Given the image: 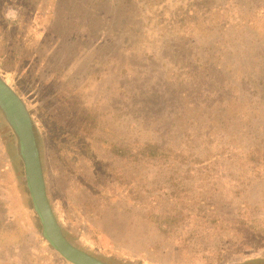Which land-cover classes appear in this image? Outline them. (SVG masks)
I'll return each instance as SVG.
<instances>
[{
  "label": "rangeland",
  "instance_id": "rangeland-1",
  "mask_svg": "<svg viewBox=\"0 0 264 264\" xmlns=\"http://www.w3.org/2000/svg\"><path fill=\"white\" fill-rule=\"evenodd\" d=\"M29 1L34 9L42 8L34 22L45 33H35L20 54L26 57L33 50L35 57L10 65L0 58V64L16 72L3 76L44 135L40 165L45 192L65 238L105 264H204L214 257H220L219 264H238L264 257V174L255 172L264 161L255 164L244 157L257 144L264 148V0L225 2L229 26L225 34L214 31L212 37L232 44L225 56L231 67L216 70L211 78L220 84L225 83L222 76H231L224 95L233 99L214 110L199 105L192 111L184 97L200 89L180 85L185 78L172 62L183 63L186 57L161 52L173 40L171 33L181 38L175 33L182 24L170 29L166 21L184 9V0ZM159 8L165 22L156 17ZM20 9L8 4L3 12L18 19ZM215 14L211 24L220 20ZM194 38L206 40L198 32ZM135 39L141 47L137 52L122 51ZM243 76L250 82L244 83ZM239 95L241 101L235 100ZM79 121L88 129L93 157L85 149L88 139H77L86 133ZM8 124L0 112V264H68L57 261L38 238L24 209L12 160L20 146ZM50 124H66L64 133L56 125L50 130ZM203 126L210 127V142L187 137ZM148 141L171 150L149 157L140 150ZM109 143L124 145L125 154L111 153ZM231 146L235 155L223 157L225 166L219 170L190 164L187 156L207 150L228 153ZM203 195L224 205L202 208Z\"/></svg>",
  "mask_w": 264,
  "mask_h": 264
},
{
  "label": "trees",
  "instance_id": "trees-1",
  "mask_svg": "<svg viewBox=\"0 0 264 264\" xmlns=\"http://www.w3.org/2000/svg\"><path fill=\"white\" fill-rule=\"evenodd\" d=\"M228 0H223L221 4H215V0H184L183 8L184 9H176L172 16L168 17V20L166 21V25L170 26V29L174 27L177 23L182 24V28L178 33H175V35L180 34L181 38L177 39L175 38L174 34H172L171 42L166 41L163 49L161 52H163L165 55L171 54L172 56H183L186 57V61L183 63H179L178 61H172L174 62V65L178 67V69H181L180 76L183 75L185 78L184 80H180V85L188 86V85H194L197 86L200 89V93L197 92V95H185L184 102L186 103L185 106L189 108L190 111H192L193 108L199 107L201 105L203 109L205 110H214L216 107V104H222L227 105L230 103V101L233 99L231 96L225 97V92L228 87L232 85V77L226 76V79L224 76L222 78L224 79L225 83L217 84L214 79L211 78L212 73L220 70L223 71H229L231 64L226 59V55L229 54L228 50H230L232 44L227 43V38L224 40V44L214 40V37H212V32L217 31L220 32L221 35L225 34V31L227 30L229 26L228 21V6L225 4V2ZM8 4H12L14 6L20 7V16L18 19H9L4 15V7ZM32 6H35L34 3H31L29 0H0V35H2V38L0 39V58L3 61L9 62L10 64H13V62L16 63V61H21L22 58L29 61L32 60L35 57V51L31 50L28 54L26 53V57H23L22 54H20V49L22 46L28 45V43L34 39L35 33L39 34V36H44V33L42 30H40V27L36 28V23L34 20L36 18H39L42 14V8L37 9L33 8ZM162 9L159 8V10L156 11V17L159 19L161 18L164 20L162 15ZM216 13V14H215ZM215 14V17H220V20L217 21L215 24H211V17ZM230 17V14H229ZM188 20V21H187ZM162 22H165L162 21ZM241 22L239 21L238 25H240ZM213 29V31H212ZM201 33L203 35V38L206 37V40L203 41H197L195 39V33ZM206 34V35H204ZM207 37H211L209 40ZM38 40V39H37ZM35 43V42H34ZM215 46H218V50L216 51ZM5 48V50H3ZM19 48V49H18ZM138 48V42L137 40H133L129 42L126 46L122 47V51L124 50H135L137 52ZM141 48V47H140ZM138 48V49H140ZM218 52V53H217ZM18 53V55L16 54ZM192 55L191 57H187L189 55ZM220 58V60H218ZM223 58V59H222ZM169 62V61H168ZM179 63V66L177 65ZM4 63L0 64V91L3 94V96L7 97L10 96L9 101L12 103L15 101L16 107H18V111L23 114L26 119L28 120V123L31 126V130L33 133V138L37 147L38 156L40 160V164L42 162V140L44 135H39V130L36 127V124L34 121L29 117V112L27 108L25 107V103L22 101V99L15 93V91L11 88L10 83L6 81L5 77L3 76L4 73H9L10 75L16 74V72L9 68L8 71L3 70L2 67ZM17 64V63H16ZM192 66V67H191ZM193 69H191V68ZM238 67H235V71ZM229 69V70H228ZM196 75L198 77L196 78ZM182 77V76H181ZM182 77V78H183ZM199 77H202L201 79ZM231 80V81H230ZM241 80H244V83H249L250 81L245 80L244 76L241 78ZM183 82V84H182ZM216 84V85H215ZM249 85V84H248ZM216 86V89L214 88ZM241 92L242 89L238 86L236 92ZM239 94V93H238ZM237 94V95H238ZM239 96L235 97V100L241 101ZM186 98V99H185ZM52 99L56 100V97L53 95ZM203 103V104H201ZM13 104V103H12ZM1 112V109H0ZM2 113V112H1ZM185 117L190 120L191 118L187 116L188 111H183ZM3 116V114H2ZM4 118V116H3ZM5 120V118H4ZM6 121V120H5ZM8 124V122L6 121ZM9 125V124H8ZM57 126L60 128V133H64L65 131V125L62 124H50L49 128L50 130L54 128V126ZM78 125L81 127V125L84 127L82 131L86 130V133L78 135L77 139L79 141H84L88 139V144H86L85 149L86 152L93 157V149H91V144L89 141V135H88V129H85L86 126L82 121L78 122ZM87 126H90L91 123H87ZM203 125V123H202ZM229 125H231V122H229ZM81 130V129H80ZM210 127L209 126H203L202 129H199V132L195 134H192L189 132L187 137L189 138L191 135L195 136H202L203 138H209L210 137ZM12 135L15 138V141H17V137L14 133V130L12 132ZM50 142L51 145H53L52 141L53 137L50 135ZM74 139V138H73ZM212 138L207 139V142H210ZM264 139V138H263ZM260 144H257V147H253L249 152L244 153V157L247 158L248 162L255 161V164H259V160L264 161V155L259 153V151L263 152L264 148L258 147ZM109 150L113 154H118L119 156H123L127 150V148L122 144H115V143H109ZM171 147H168L167 145H164L163 143L160 144L157 141H153L150 143L148 141L145 143V145L140 146V150L147 151L142 152L143 154H146L149 157H155L157 155H164L165 150H171ZM230 152H212L211 150H207L205 153H191L188 156L190 158V164H196L199 165L201 168H213L214 170H219L221 168V165L225 166L224 158L228 156L227 158H232L233 151L235 150L234 147H230ZM180 151H183V148H180ZM178 153V152H177ZM181 153V152H179ZM183 153H181L182 155ZM243 155V154H242ZM183 156V155H182ZM19 159L20 162L19 163ZM251 159V160H250ZM12 160L14 164H16L18 171V180L19 185L21 188V193L24 197L25 202H23L24 209L28 213V215L31 217V219L35 222L36 228H37V236L40 240L47 243L48 248L57 255V261L58 259L68 263L72 264L66 259H64L46 240V238L42 234L41 230V222L39 220V217L37 215V212L35 211L33 204L31 202V199L29 197V193L27 191L25 179H24V172H23V165H22V159L20 152L18 151V146L16 149V157H12ZM242 162V161H241ZM243 163V162H242ZM243 164H246L243 163ZM42 167V165H41ZM99 165L96 167L98 169ZM100 168V167H99ZM42 173H43V169ZM256 173L264 174V168L257 169L255 171ZM245 204V201H242L241 206ZM210 205L212 210H216L217 207L222 206L224 204H221L219 202V199L214 196H201V199L199 200V206ZM202 210V209H199ZM55 216V215H54ZM56 220H58L55 217ZM61 232L65 235V230L61 228ZM69 240V238L67 237ZM220 257H214L213 259H207L205 258L204 264H219L220 263ZM258 261V260H264V257H251L247 259H242L238 264H244L247 261Z\"/></svg>",
  "mask_w": 264,
  "mask_h": 264
},
{
  "label": "water",
  "instance_id": "water-1",
  "mask_svg": "<svg viewBox=\"0 0 264 264\" xmlns=\"http://www.w3.org/2000/svg\"><path fill=\"white\" fill-rule=\"evenodd\" d=\"M0 107L18 139L26 186L41 222L43 236L64 259L73 264H105L74 246L64 237L46 196L40 160L31 126L26 117L19 111L16 114H10L6 103L1 98Z\"/></svg>",
  "mask_w": 264,
  "mask_h": 264
},
{
  "label": "flooded vegetation",
  "instance_id": "flooded-vegetation-1",
  "mask_svg": "<svg viewBox=\"0 0 264 264\" xmlns=\"http://www.w3.org/2000/svg\"><path fill=\"white\" fill-rule=\"evenodd\" d=\"M0 98L4 101V103H6V106H7L8 111H9L10 114H16V113H18V107H16L15 101L13 102V100H12V103L13 104L9 101L10 96L5 97V96H3V94L0 91ZM0 109H1V107H0ZM1 112H2L5 120L7 121V119H6V117H5L2 109H1Z\"/></svg>",
  "mask_w": 264,
  "mask_h": 264
}]
</instances>
